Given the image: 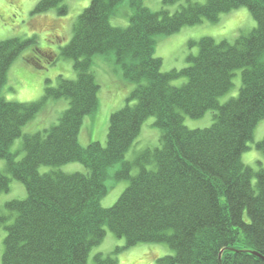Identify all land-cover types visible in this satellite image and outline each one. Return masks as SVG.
Here are the masks:
<instances>
[{"label":"trees","instance_id":"1","mask_svg":"<svg viewBox=\"0 0 264 264\" xmlns=\"http://www.w3.org/2000/svg\"><path fill=\"white\" fill-rule=\"evenodd\" d=\"M63 1L39 0L30 15L55 10L63 17ZM121 2L90 0L60 49V56L73 62L76 79L59 76L55 87L46 81L38 102H7L2 88L24 50L33 46L26 60L32 65L39 63L37 54L48 53L35 46V37L0 42V160L9 174L0 173V195L8 191L11 178L26 193L0 210V227L13 217L3 227L1 264H86L106 231L124 243L111 255L94 256L95 264H118L114 255L146 244L166 245L173 252L158 259L159 264H264V166L258 163L255 171L241 161L264 119V0H205L173 14L152 12L144 0H128V26L113 27L109 20ZM240 8L254 21L250 32L232 44L201 38L197 55L187 58L188 67L161 72V60L153 57L157 36L218 24L222 15ZM109 54L134 89L125 106L109 116L105 145L81 147L83 120L98 103L92 57ZM234 77L239 78L236 95L220 102L233 88ZM178 79L184 84L171 86ZM60 99L68 106L56 125L23 134L45 102ZM207 113L208 127L184 125V118L198 120ZM148 118L155 119L153 127L160 131L158 145L125 162ZM22 136L23 155L16 161L17 152L10 147ZM255 148L264 153V136ZM69 163L81 164L86 172L58 170ZM43 166L53 169L40 172ZM132 166L138 167L135 176ZM109 180L128 186L113 206L102 208Z\"/></svg>","mask_w":264,"mask_h":264},{"label":"rangeland","instance_id":"2","mask_svg":"<svg viewBox=\"0 0 264 264\" xmlns=\"http://www.w3.org/2000/svg\"><path fill=\"white\" fill-rule=\"evenodd\" d=\"M39 0H0V42L19 38H36L35 46L41 51L47 52L46 56L37 54L40 66L27 62L32 57V47L24 50L10 66L6 81L2 88L1 96L7 102L33 103L42 99L45 82L55 87L58 77L73 81L76 79V72L73 70V62L60 56V49L71 39L72 25L76 18L87 8L90 0H64L62 6L66 7V14L58 17L55 10L45 14L31 16L30 13ZM205 0H178L172 5L163 4V0H144V7L152 12L161 10L169 14L178 12L188 3H204ZM132 14L128 0H122L116 8L114 15L110 18V25L113 27L125 28L128 26L129 17ZM32 26V27H31ZM254 26V21L246 8L234 10L220 17L218 24L201 23L194 27L182 28L179 32L170 36H157L153 57L161 60V72L180 70L188 67L187 58L196 56L198 53L197 42L201 38H211L216 43L226 40L232 44L235 39L247 34ZM36 32V33H34ZM34 35V36H33ZM95 82L99 85L97 94L96 110L83 120L80 129L79 144L86 147L90 143L98 142L101 145L106 143V134L109 116L125 106V100L134 89L123 81L119 67L115 64L114 56L96 55L92 57L90 68ZM184 79L171 82V86L181 87ZM233 88L228 94L220 98L224 102L237 93L239 78H233ZM129 87V88H128ZM68 102L65 99L47 101L34 118L24 126L23 134L26 132L34 134L40 128H48L56 125L59 117ZM154 118H148L142 125L138 140L124 156V161L132 163L138 154L145 148H155L158 145L160 131L153 127ZM211 124V113H207L198 120L184 118V125L188 129L206 128ZM264 136V119L256 126L252 138L253 142L248 144L249 150L244 152L241 161L245 166H250L255 171L264 166V153L257 151L255 144ZM23 136L16 139L10 147L11 153H16V161L20 160ZM260 163V164H258ZM6 162L0 160V173H6ZM120 168V164L114 165L110 170V176ZM51 167H41L40 172H47ZM146 169H151L150 165ZM58 170L63 173H85V168L79 163L62 165ZM138 173V167L132 166L131 176ZM108 193L100 200V207L110 208L115 204L128 182L109 180L106 182ZM111 186V187H110ZM26 197L23 185L12 179L6 193L0 195V210L4 211V205L15 199ZM13 220L7 221L0 227V264L3 249V239L6 231L3 229L9 226ZM124 241L117 239L109 231L100 245L92 249L86 264H95L94 256L97 254L111 255L116 247L123 246ZM154 249V250H151ZM173 252L166 245L146 244L138 245L114 255L118 264H159L158 259L172 255Z\"/></svg>","mask_w":264,"mask_h":264},{"label":"water","instance_id":"3","mask_svg":"<svg viewBox=\"0 0 264 264\" xmlns=\"http://www.w3.org/2000/svg\"><path fill=\"white\" fill-rule=\"evenodd\" d=\"M220 257H221V254H220L219 257H218V261H219V263H220Z\"/></svg>","mask_w":264,"mask_h":264}]
</instances>
